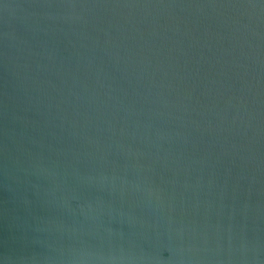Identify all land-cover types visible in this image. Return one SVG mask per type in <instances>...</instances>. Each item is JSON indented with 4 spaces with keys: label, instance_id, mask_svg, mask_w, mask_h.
<instances>
[{
    "label": "water",
    "instance_id": "1",
    "mask_svg": "<svg viewBox=\"0 0 264 264\" xmlns=\"http://www.w3.org/2000/svg\"><path fill=\"white\" fill-rule=\"evenodd\" d=\"M0 264H264V0H0Z\"/></svg>",
    "mask_w": 264,
    "mask_h": 264
}]
</instances>
